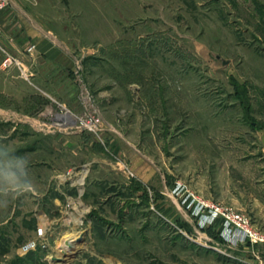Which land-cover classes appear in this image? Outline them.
Returning <instances> with one entry per match:
<instances>
[{
	"label": "rangeland",
	"instance_id": "374dc122",
	"mask_svg": "<svg viewBox=\"0 0 264 264\" xmlns=\"http://www.w3.org/2000/svg\"><path fill=\"white\" fill-rule=\"evenodd\" d=\"M28 1L47 43L0 42V264H264V0Z\"/></svg>",
	"mask_w": 264,
	"mask_h": 264
},
{
	"label": "crops",
	"instance_id": "0c3cea01",
	"mask_svg": "<svg viewBox=\"0 0 264 264\" xmlns=\"http://www.w3.org/2000/svg\"><path fill=\"white\" fill-rule=\"evenodd\" d=\"M30 5L28 0H7L0 8L1 43L17 50L21 49V45L31 42H34L36 46L47 43V40H44L47 36H45L46 31L43 25L33 22L35 19L30 13ZM21 56L24 60L28 58V55Z\"/></svg>",
	"mask_w": 264,
	"mask_h": 264
},
{
	"label": "built area",
	"instance_id": "2783aa9c",
	"mask_svg": "<svg viewBox=\"0 0 264 264\" xmlns=\"http://www.w3.org/2000/svg\"><path fill=\"white\" fill-rule=\"evenodd\" d=\"M7 2V0H0V8H2L5 3ZM2 33V28L0 26V34ZM34 46H31L30 49H32ZM13 57L11 55H7V57H5L4 61H3V66L5 67H10V65H12L13 63ZM97 122L99 121L98 118H96L95 120H93V122ZM218 209V207H217ZM212 213V212H210ZM227 216V219L229 220H233L235 222H237V224L240 226V229L241 231L243 232V230L247 231V232H251L249 231L247 228L245 229V225L242 224L240 222V215H234L233 213H230V214H226ZM208 218H209V215H208ZM37 236L35 238H32L30 239L29 241H27L23 246H22V249L23 251H30V250H34L35 248H37V246L42 242V239L45 237V232H44V227H38L37 229ZM252 234V232H251Z\"/></svg>",
	"mask_w": 264,
	"mask_h": 264
},
{
	"label": "bare ground",
	"instance_id": "6f19581e",
	"mask_svg": "<svg viewBox=\"0 0 264 264\" xmlns=\"http://www.w3.org/2000/svg\"><path fill=\"white\" fill-rule=\"evenodd\" d=\"M81 180H82V177L79 178V181H81ZM74 241H75V239L68 238L65 242H63L62 251L72 250V248L74 246Z\"/></svg>",
	"mask_w": 264,
	"mask_h": 264
},
{
	"label": "clouds",
	"instance_id": "9594fccd",
	"mask_svg": "<svg viewBox=\"0 0 264 264\" xmlns=\"http://www.w3.org/2000/svg\"><path fill=\"white\" fill-rule=\"evenodd\" d=\"M29 188H30V184H28V185H26V186H25V189H24V191H27V190H29Z\"/></svg>",
	"mask_w": 264,
	"mask_h": 264
},
{
	"label": "trees",
	"instance_id": "16d2710c",
	"mask_svg": "<svg viewBox=\"0 0 264 264\" xmlns=\"http://www.w3.org/2000/svg\"><path fill=\"white\" fill-rule=\"evenodd\" d=\"M240 89H241V85H239V89L238 90L240 91Z\"/></svg>",
	"mask_w": 264,
	"mask_h": 264
}]
</instances>
